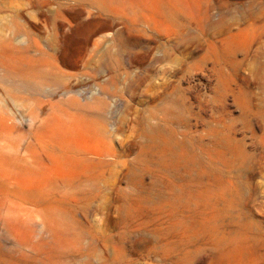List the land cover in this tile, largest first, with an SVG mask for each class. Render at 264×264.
<instances>
[{
  "label": "rangeland",
  "instance_id": "obj_1",
  "mask_svg": "<svg viewBox=\"0 0 264 264\" xmlns=\"http://www.w3.org/2000/svg\"><path fill=\"white\" fill-rule=\"evenodd\" d=\"M0 264H264V0H0Z\"/></svg>",
  "mask_w": 264,
  "mask_h": 264
},
{
  "label": "bare ground",
  "instance_id": "obj_2",
  "mask_svg": "<svg viewBox=\"0 0 264 264\" xmlns=\"http://www.w3.org/2000/svg\"><path fill=\"white\" fill-rule=\"evenodd\" d=\"M80 11V10H79ZM74 12L73 14V17L75 18V20L77 19L76 17L78 16V12ZM110 21L109 23H113V20H108ZM111 25V24H110ZM80 30V32L85 36V39L86 41H89L91 37L95 36V35H98L102 30H101V21L98 20V19H89L87 21H85L84 23H82V25L78 28ZM110 29V28H109ZM120 31H117V33H119ZM116 33V32H115ZM115 35V34H114ZM105 36L102 35V39L104 38ZM126 38V37H125ZM85 41V44H87ZM101 40H96L94 42V47L92 50L94 49H97L98 45L100 44ZM133 43V42H132ZM92 53L94 51H91ZM95 53V52H94ZM85 54H86V50L85 48L81 49V51H79L78 53V58L80 59H84L85 57ZM91 55H94V54H90V56L87 57L86 61H89V59L91 58ZM95 60V59H94ZM92 62V61H91ZM97 63V62H96ZM97 65V64H96ZM97 71V70H95ZM93 72V71H92ZM64 77V76H63ZM24 83V82H23ZM22 83V84H23ZM31 87V86H30ZM66 87V86H65ZM36 89V88H35ZM72 90V88L70 89ZM75 93V92H74ZM68 154V153H67ZM65 185V184H64ZM63 185V186H64ZM81 189V188H80Z\"/></svg>",
  "mask_w": 264,
  "mask_h": 264
}]
</instances>
